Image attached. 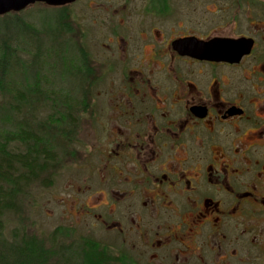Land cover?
I'll use <instances>...</instances> for the list:
<instances>
[{"label": "flooded vegetation", "instance_id": "af4514ba", "mask_svg": "<svg viewBox=\"0 0 264 264\" xmlns=\"http://www.w3.org/2000/svg\"><path fill=\"white\" fill-rule=\"evenodd\" d=\"M35 6L90 12L105 32L82 37L75 116L98 139L83 155L100 183L96 224L124 243L135 234L154 258L232 264L264 222V0L35 1L21 11ZM214 40L241 43L226 60L199 57L198 44Z\"/></svg>", "mask_w": 264, "mask_h": 264}, {"label": "rangeland", "instance_id": "374dc122", "mask_svg": "<svg viewBox=\"0 0 264 264\" xmlns=\"http://www.w3.org/2000/svg\"><path fill=\"white\" fill-rule=\"evenodd\" d=\"M88 16L90 12L41 6L0 16V63L9 66V71L17 70L6 73L4 82L14 85L15 94L23 95L24 90L28 100L20 105L0 88V133L24 126L45 138L58 155L57 162L17 196L15 209L5 214L0 264H82L81 260L69 259L83 240L100 243L117 258L109 264H177L172 256L162 259V252L154 251L158 255L154 258L152 249H135L139 243L135 234L127 232L128 241L124 243L119 230L96 224L93 212L100 183L96 174L84 169L83 155L92 152L98 139L92 136L93 126L84 118L71 119L79 115L81 96L77 86L84 72L82 37L92 39L105 33L91 25ZM7 53L9 56H5ZM63 100L73 103L72 112L57 105ZM11 106H17L20 112H12ZM63 115L66 118L61 119ZM13 146L17 151L23 149L22 145ZM86 203L92 207L88 209L90 215L82 214ZM254 238L257 240L253 242ZM240 244L236 257L228 254L232 264H264V222ZM229 253L234 251L230 249ZM216 262L217 256L198 264Z\"/></svg>", "mask_w": 264, "mask_h": 264}, {"label": "trees", "instance_id": "16d2710c", "mask_svg": "<svg viewBox=\"0 0 264 264\" xmlns=\"http://www.w3.org/2000/svg\"><path fill=\"white\" fill-rule=\"evenodd\" d=\"M5 52H8L7 48ZM5 56H9V53ZM2 69L0 88L8 94L9 98H13L20 105H25L28 100L24 90L21 91L23 95H20V93L15 94L14 88L11 87L14 85L4 82L6 73L17 70L9 71V66L2 67L0 63V70ZM73 75L75 74L73 73L71 76ZM57 105H62L65 110H69V113L74 110L73 103L64 100ZM16 110L18 113L20 112L17 106L15 108L11 106L12 112L15 113ZM64 116L66 118V115H63L61 119ZM71 117H73L71 119L74 122L75 115ZM45 140L39 133L24 126L0 133V238L4 236L5 214L15 209L17 196L23 192L29 182L38 179L57 162L58 155L56 151L49 147ZM13 145H17V147L22 145L23 149L17 151ZM102 251L104 252L101 253ZM114 259L117 258L111 256L107 249L101 247L100 243L93 240H83L80 241L79 247L76 249L75 254L70 257L69 262L81 260L82 264H109Z\"/></svg>", "mask_w": 264, "mask_h": 264}, {"label": "water", "instance_id": "95a60500", "mask_svg": "<svg viewBox=\"0 0 264 264\" xmlns=\"http://www.w3.org/2000/svg\"><path fill=\"white\" fill-rule=\"evenodd\" d=\"M35 1H46L49 4L59 5L66 3L68 0H0V16L10 12H19L30 3ZM241 41H210L200 42L199 57L210 60H226L229 56L224 54L226 47L229 45L240 44Z\"/></svg>", "mask_w": 264, "mask_h": 264}]
</instances>
